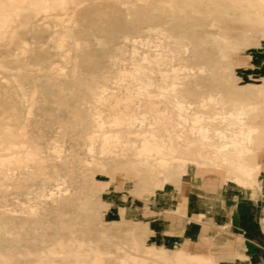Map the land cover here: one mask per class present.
Wrapping results in <instances>:
<instances>
[{
	"label": "rangeland",
	"instance_id": "1",
	"mask_svg": "<svg viewBox=\"0 0 264 264\" xmlns=\"http://www.w3.org/2000/svg\"><path fill=\"white\" fill-rule=\"evenodd\" d=\"M107 1L62 0L40 12L25 2L3 28L0 159L9 165L0 173V264H95L97 249L108 251L103 264H215L207 252L154 244L153 228L132 206L164 208L181 185L208 180L240 191L249 182L257 193L264 180L235 164L239 143L217 154L195 143L187 149L180 139L177 148L152 152V170H139L140 140L153 130L194 138L191 117L210 133L248 125L264 132V0ZM138 23L152 29L135 32ZM154 57L162 61L151 63ZM138 64L145 76L133 80L128 74ZM210 93L216 107L203 105ZM103 133L114 135L109 151ZM263 151L257 145L245 154L256 153L260 163ZM39 165L43 172L34 176ZM164 166L172 170L163 173Z\"/></svg>",
	"mask_w": 264,
	"mask_h": 264
},
{
	"label": "crops",
	"instance_id": "2",
	"mask_svg": "<svg viewBox=\"0 0 264 264\" xmlns=\"http://www.w3.org/2000/svg\"><path fill=\"white\" fill-rule=\"evenodd\" d=\"M260 163L264 174V151ZM180 187L164 208L132 206L153 228L154 244L207 252L215 264H264V189L240 191L213 180Z\"/></svg>",
	"mask_w": 264,
	"mask_h": 264
},
{
	"label": "bare ground",
	"instance_id": "3",
	"mask_svg": "<svg viewBox=\"0 0 264 264\" xmlns=\"http://www.w3.org/2000/svg\"><path fill=\"white\" fill-rule=\"evenodd\" d=\"M99 1V0H98ZM109 1V0H108ZM108 1H107V3H108ZM112 1V0H111ZM115 1V0H114ZM120 1V0H119ZM118 1V2H119ZM25 2H28L32 7H34L35 8V10L37 11V12H40V11H42V10H48L51 6H52V3H54V7L57 5V4H60L61 2H62V0H53V1H51V0H6V2L5 1H3V0H0V36H2L3 35V28L5 27V25H6V23L8 22V21H11L12 20V17H11V15L12 14H20L21 12H23V9L25 8V5H24V3ZM116 2V1H115ZM94 3V2H93ZM93 3H91V4H93ZM98 3V2H97ZM120 3V2H119ZM80 6V5H79ZM78 8V7H77ZM71 12H73V15H74V13L75 12H77V9H76V6H75V8H71ZM25 25L27 24V23H24ZM39 24V23H38ZM21 25V24H20ZM25 25H24V27H25ZM35 25V24H34ZM168 25V24H167ZM27 26V25H26ZM33 26V25H32ZM150 29H152V27L149 25V24H147V25H144V26H142L140 23H138L136 26H135V28L133 29L135 32H142L143 30H150ZM159 29H160V27H159ZM161 30V29H160ZM146 32V31H145ZM156 32V31H155ZM154 32V33H155ZM166 32V31H165ZM152 33V32H151ZM160 34H162L161 32H160ZM165 34V33H164ZM167 34V33H166ZM130 35V34H129ZM129 35H125L124 37L125 38H130L129 37ZM131 36V35H130ZM166 36V35H165ZM75 39V38H74ZM79 40V39H78ZM77 40V41H78ZM77 41H75L76 43H80V42H77ZM80 41V40H79ZM186 41V40H185ZM9 45H10V43L9 42H7ZM4 45H6V47H7V45L8 44H5V42L3 43ZM87 44H88V42H87ZM86 44V46H88ZM190 44V43H189ZM4 45H2V46H4ZM84 45H85V43H84ZM85 46V47H86ZM190 46V45H189ZM9 47V46H8ZM84 47V46H83ZM0 48H1V46H0ZM3 48V47H2ZM81 48V47H80ZM79 48V49H80ZM188 48V47H187ZM83 49V48H82ZM82 49H80V50H82ZM86 49V48H85ZM134 55V54H133ZM4 56V55H3ZM13 55H11V57H12ZM16 56V55H15ZM14 57V56H13ZM16 57H19V56H16ZM131 57H132V55H131ZM159 57H160V55H159ZM6 58V57H5ZM15 58V57H14ZM155 58V57H154ZM192 58V57H191ZM112 59V58H111ZM132 59V58H131ZM144 59L145 60H149V58L147 57V56H145L144 57ZM195 59V58H194ZM16 60L17 61H22V60H20V59H17L16 58ZM119 60V59H118ZM133 60V59H132ZM112 61H113V59H112ZM151 61V60H150ZM162 60L161 59H159L158 57H156L154 60H152L151 61V63L152 62H156L157 64L159 63V62H161ZM26 62V61H25ZM25 62H23V63H25ZM115 62V61H114ZM113 62V63H114ZM155 63V64H156ZM156 64V65H157ZM155 66V65H154ZM159 66V65H158ZM134 67V66H133ZM156 67V66H155ZM143 68V66L142 65H136L135 67H134V70L132 71V72H130L129 74H128V76L131 78V79H133V80H135V79H143V77L145 76V74H144V76H143V74L141 73V69ZM151 68V67H150ZM159 68V67H158ZM142 70H146V69H142ZM151 70V69H150ZM138 71V72H137ZM153 71V70H152ZM156 71H158V70H156ZM143 73L145 72V71H142ZM148 72V71H147ZM96 77V75L95 76H93L92 78H95ZM103 78H105V76L103 75L102 76ZM106 78H107V76H106ZM146 78V77H145ZM147 79V78H146ZM153 79V78H152ZM151 79V80H152ZM168 79V78H167ZM162 80H164V79H162ZM151 82V81H150ZM161 82H163V81H161ZM160 84V83H159ZM159 84H157L158 86H159ZM143 83L141 84V86H139L140 88L142 87L143 88ZM162 85V84H161ZM157 86V87H158ZM183 86V85H182ZM181 86V87H182ZM180 87V86H179ZM185 87V86H184ZM139 88V89H140ZM163 88V87H162ZM178 88V87H177ZM37 89V88H36ZM144 89H145V86H144ZM164 89V88H163ZM180 89H182V88H180ZM184 92V91H183ZM173 93H178V94H180L181 93V91L180 90H177L176 88L175 89H173ZM150 94V93H149ZM148 94V95H149ZM162 94V93H161ZM163 95H165V93H163ZM162 95V96H163ZM182 94H180L179 96H181ZM93 96H95V95H93ZM166 96V95H165ZM178 96V97H179ZM101 97V96H100ZM164 97V96H163ZM167 97H168V95H167ZM166 97V98H167ZM101 99H102V97H101ZM103 99H104V97H103ZM106 99V98H105ZM98 100H99V98H98ZM177 101V100H176ZM205 100L204 99H202L201 100V102H204ZM173 102V101H172ZM32 103L34 104V103H36V99H34L33 98V100H32ZM151 103V102H150ZM153 104V103H152ZM151 104V105H152ZM209 104L210 105H213V106H215L216 107V105H219V99H217V98H215V97H213V95L210 93V95L208 96V99H207V101H206V104L205 103H203V105H208L209 106ZM236 104V103H235ZM238 104V103H237ZM240 104V106L239 107H241V105H242V103H239ZM174 105L177 107V109H178V111H179V117L181 116V117H183V115H182V113H181V111L183 110V104H182V102H180V101H178V102H176V103H174ZM235 107H237L236 105H234ZM11 108L14 110V113L15 114H17V116H19V105H17L16 103H12V105H11ZM151 108V107H150ZM153 109H155V108H153ZM156 110V109H155ZM158 111V110H157ZM78 113V112H77ZM233 113H235V112H233ZM166 116V115H165ZM161 117H162V115H161ZM164 117V116H163ZM167 118H168V116H166ZM165 118V117H164ZM164 118H162L163 120H164ZM161 119V118H160ZM161 119V120H162ZM184 119H185V117H184ZM162 120V121H163ZM191 120L192 121H194L195 122V125H193L191 128H190V131H191V133L193 132V133H196L195 134V136H194V138H190L189 137V134L190 133H184L183 132V134H178L177 132H175V133H169V135L167 136V135H163V134H159L157 131H155V130H153L149 135H144L142 138H141V140H140V142H141V147H142V149L141 150H139V152H138V155L140 156V157H142L141 159H140V164L143 166V167H141L139 170H148V171H150V170H152L153 168H152V163L149 161V157H151L152 155H153V153L152 152H154V151H156V152H159L161 149H163V148H167L168 150H172V149H174V148H177L178 146H179V144H181V142L183 141V143L186 145V148L187 149H190V147L192 146L191 144H193L194 145V143H195V145H198L199 147H207L208 149L210 148V147H216L217 148V154L218 153H221L223 150V148H226V147H228L229 145H231V146H233V147H235V146H237V145H235V144H237V143H239V146H237V148H234L235 150H233L232 152H234L235 154H236V159H237V161L235 162V164H237L238 165V167L239 168H241V170H242V172L244 173V174H246V175H248V176H250L251 178H253V179H255V178H258V179H262V180H264V174H262V172L259 170V168H261V167H259V165H260V163H259V161H257L256 160V158H257V154L256 153H254V154H252V153H249V154H245L246 153V151H251L252 150V146H254V147H256L257 145H261V146H264V132H258L257 130H255V128L257 127V126H250V125H248L246 128L245 127H243V123H240L238 126H240V127H243V129H231L230 130V133L228 134V133H225V132H223L222 130H219V129H217L215 132H213V133H210V130L209 129H207L206 127H203V126H198V125H196V123L198 122V118H193V117H191ZM27 121H28V119H26V120H23V121H21L22 122V125L23 126H26V124H27ZM158 121V120H157ZM84 122H85V120H84ZM96 122V124L100 127V122L98 121V120H96L95 121ZM165 121H163V122H161V124L162 125H164L165 123H164ZM167 122V124H168V121H166ZM224 122H225V124L226 125H228V126H231V125H233V126H235V124H237V122H236V120L234 119V118H225L224 119ZM102 123V122H101ZM5 123H3L2 121H0V129H2L3 127H5ZM171 126H174V124H171ZM166 129V131H167V129H168V127H166L165 128ZM107 133V132H106ZM106 133H103V135L101 136V142H103V146H102V150H105V151H109L110 150V147L108 146V144H109V142L111 141V139H113V137H114V135H107ZM94 136V135H93ZM93 136H89V139H93L94 137ZM117 136V134L115 135V137ZM215 136H217V137H221L222 138V140H221V142L220 143H218V141H216V139H215ZM93 137V138H92ZM180 139H182V141L180 140ZM2 137H0V142H2ZM106 143H108V144H106ZM255 143V144H254ZM240 147V148H239ZM199 154H200V156H202V157H204V156H209L210 155V152H208L207 154H205V155H203V153L202 152H199ZM153 159H155V158H153ZM8 165H9V161H8V159H0V173H3V172H5V168H7L8 167ZM19 166H23V164H21V163H19L18 164ZM26 166V165H25ZM165 167V166H164ZM259 167V168H258ZM167 168V169H166ZM43 170V168H42V166H38V167H35V172L33 173V175L34 176H36L35 174H39V173H41V172H43L42 171ZM168 170L169 171H171L172 169L171 168H168L167 166L164 168V169H162V171L161 172H163V173H167L168 172ZM45 173V172H44ZM42 174V173H41ZM41 174H40V176H41ZM46 174V173H45ZM44 174V175H45ZM33 175H31V176H33ZM43 175V176H44ZM55 176H56V174L54 175V179H55ZM47 177V176H46ZM49 177V176H48ZM49 181V180H48ZM47 181V182H48ZM243 181V180H242ZM45 183H46V180H45ZM145 184L146 183H148L147 181H145L144 182ZM156 186H158V187H161L162 188V184H161V182L160 181H154L153 182ZM248 184L246 185V183L244 184L245 185V188L243 187V184H241V183H239V184H241V186H240V188L242 189V190H248L247 189V187L248 186H250L249 185V182H247ZM252 187V186H251ZM249 189L252 191V193H255L254 192V188H250L249 187ZM37 201H38V199H37ZM57 201H58V199H57ZM169 232V231H168ZM134 241V240H133ZM136 241V240H135ZM135 243V242H134ZM137 244V243H136ZM135 244V245H136ZM137 246V245H136ZM135 246V248H137ZM119 247V246H118ZM151 248V247H150ZM160 248H162V247H160ZM119 249V248H118ZM148 249V248H147ZM122 250H123V252H124V249H121L120 250V252H122ZM133 250V249H132ZM150 250V249H149ZM97 253L96 254H93V258H94V256H95V264L96 263H98V264H103V259H102V255L104 254V253H107V255H108V251L106 250H99V249H97V251H96ZM119 253V252H118ZM120 254V253H119ZM124 254V253H123ZM126 254V253H125ZM128 254V253H127ZM86 255V254H85ZM84 255V256H85ZM106 255V254H105ZM111 255V254H110ZM88 255H86V257H87ZM109 256V255H108ZM126 256V255H125ZM170 256V255H169ZM86 257H79V259H80V262H85L87 259H86ZM89 257V259H90V256H88ZM93 258H91V259H93ZM116 259H117V257H115ZM124 258V256L123 257H119L118 259H123ZM171 258V257H170ZM172 258H174V257H172ZM115 259V260H116ZM105 260V259H104ZM175 261H177V260H175ZM107 263H109V259H107V261H106ZM177 264H178V261H177Z\"/></svg>",
	"mask_w": 264,
	"mask_h": 264
}]
</instances>
